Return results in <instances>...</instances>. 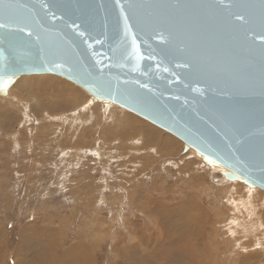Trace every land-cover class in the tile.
<instances>
[{
  "label": "rangeland",
  "instance_id": "rangeland-1",
  "mask_svg": "<svg viewBox=\"0 0 264 264\" xmlns=\"http://www.w3.org/2000/svg\"><path fill=\"white\" fill-rule=\"evenodd\" d=\"M16 80L0 95V264H264V189L71 80L39 95Z\"/></svg>",
  "mask_w": 264,
  "mask_h": 264
},
{
  "label": "water",
  "instance_id": "water-1",
  "mask_svg": "<svg viewBox=\"0 0 264 264\" xmlns=\"http://www.w3.org/2000/svg\"><path fill=\"white\" fill-rule=\"evenodd\" d=\"M0 25L1 96L58 74L264 189V0H0Z\"/></svg>",
  "mask_w": 264,
  "mask_h": 264
},
{
  "label": "bare ground",
  "instance_id": "bare-ground-1",
  "mask_svg": "<svg viewBox=\"0 0 264 264\" xmlns=\"http://www.w3.org/2000/svg\"><path fill=\"white\" fill-rule=\"evenodd\" d=\"M32 76V77H29V78H25L24 79V77L25 76ZM63 78V76H60V75H58V74H54V73H41V74H23V75H20V76H18L17 77V83L19 84V86H18V89L19 88H22V87H25V86H27V87H29L30 89H32V87H33V85H35V86H38V87H36V88H34L33 89V92L34 93H37L38 95L39 94H44V93H46V92H48L50 89H52L53 88V86L55 87V86H59L58 84L60 83H63L64 84V82H66L65 83V85H67L68 84V82L70 81V80H68L67 78H65V79H67L66 81H65V79H62ZM70 83V82H69ZM27 89V88H26ZM69 89V88H68ZM71 89V88H70ZM60 90V89H59ZM72 90H74V89H72ZM29 91H31V90H29ZM52 91V90H51ZM55 91V90H54ZM62 91V90H61ZM53 92V91H52ZM56 92V91H55ZM65 92H66V90H65ZM70 93H71V90L69 91ZM49 93V92H48ZM51 93V92H50ZM68 93V92H67ZM52 94H54V93H52ZM69 94V93H68ZM74 96V95H73ZM218 178H221V180L222 179H224V178H222L221 176H220V174L218 173L217 175H216ZM225 176V175H224ZM218 181V180H217ZM52 264H56V262L54 263H52Z\"/></svg>",
  "mask_w": 264,
  "mask_h": 264
},
{
  "label": "snow or ice",
  "instance_id": "snow-or-ice-1",
  "mask_svg": "<svg viewBox=\"0 0 264 264\" xmlns=\"http://www.w3.org/2000/svg\"><path fill=\"white\" fill-rule=\"evenodd\" d=\"M241 19H242V17H241ZM2 26H4V25H0V27H2Z\"/></svg>",
  "mask_w": 264,
  "mask_h": 264
}]
</instances>
